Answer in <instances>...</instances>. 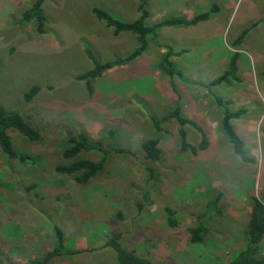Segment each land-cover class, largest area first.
I'll return each mask as SVG.
<instances>
[{
	"label": "rangeland",
	"instance_id": "1",
	"mask_svg": "<svg viewBox=\"0 0 264 264\" xmlns=\"http://www.w3.org/2000/svg\"><path fill=\"white\" fill-rule=\"evenodd\" d=\"M35 1L0 0V103L24 113L41 133L40 140L30 141L10 131L14 146L34 160H10L0 150V264H32L54 250L56 225L63 228L65 247L79 252L44 264H117L114 250L105 247L115 232L123 234L125 247L157 264L227 263L246 242L252 197L264 198L260 24H247L253 27L235 43L245 23L264 16L258 5L262 0H148V24L218 7L196 25L159 31L158 42L174 49L171 59L185 77H176V86L171 85L158 67L164 44L150 38L143 55L107 70L91 82L92 91L86 79L78 78L94 66L86 48L107 62L128 57L137 47L133 33L114 34L92 9L132 21L140 14L138 0H43L45 33L33 21L21 22ZM235 52L240 53L237 77L208 88L205 84L227 69ZM33 85L41 90L26 102L23 95ZM215 95L229 100L233 110L247 109L234 125L253 162L230 158L235 152L222 129ZM177 101L183 114L209 135L210 147L197 155L181 149V129L189 143L201 140L191 125L171 118L161 123V130L154 126L153 119L172 112ZM80 133L110 151L105 171L85 184L76 180L77 174L56 171L58 164L70 162L63 156L66 139ZM149 138L159 140L158 161L146 159L141 151ZM115 146L138 155L116 153ZM81 155L100 158L97 151ZM216 197L218 206H213ZM165 206L177 211L180 225L169 227ZM199 219L209 232L204 244H193L188 227Z\"/></svg>",
	"mask_w": 264,
	"mask_h": 264
},
{
	"label": "trees",
	"instance_id": "2",
	"mask_svg": "<svg viewBox=\"0 0 264 264\" xmlns=\"http://www.w3.org/2000/svg\"><path fill=\"white\" fill-rule=\"evenodd\" d=\"M43 0H36L31 7L26 9L22 15V23L33 21L39 33L46 32L47 16L42 7ZM139 16L132 21H125L114 17L107 10L94 7L92 12L95 16L106 22L110 27L114 28V34L119 35L123 32L133 33L137 40V47L128 57H116L114 60L101 62L95 53L86 48V52L93 60V68L78 76L79 79H86L92 91L91 82L98 77H101L107 70L132 61L141 56L149 47L150 40H154L156 45H163L158 42L157 37L159 31L163 27L175 25H196L204 21L218 11V7L213 5L210 10L199 13L191 18L185 16H169L152 24H148L147 20L150 17L148 9V0H138ZM246 32H243L236 39V45L242 42ZM151 38V39H150ZM166 53L162 56L158 67L166 73L172 85L175 87V78H184L185 74L182 69L178 68L172 61L171 57L175 54L172 47L163 45ZM240 53L235 52L228 64L227 69L218 77L214 78L209 84H205L208 88L219 85L223 82H230L231 79L237 77L238 63ZM200 85H204L199 83ZM41 90V86H31L23 95L26 102H32L34 97ZM216 103L222 110L221 126L228 140L233 146L236 154H239L243 161L253 162L255 158L249 153L244 138L238 133L234 120L241 118L246 112V108L231 109L229 107V100L221 96H214ZM171 118H175L178 123L183 125H191L201 135V140L198 145H193L187 141L186 131L181 129L182 136V151H189L195 155L210 147V138L204 127L195 119L189 118L183 114L182 107L177 101L172 112L163 116L162 118L153 119L156 129L161 130V123ZM10 131H16L29 139L30 141H38L41 138L40 131L32 124L30 119L19 110L7 109L0 103V150L4 155L12 160L19 159L22 161L34 160V157L24 150L18 149L13 144V137ZM112 136L114 131L110 132ZM66 147L63 151L65 159L69 163L58 164L56 171L64 174H71L76 176L79 183L85 184L96 179L101 173L105 171V164L108 160L110 151H107L103 143L99 140L92 139L85 133H80L76 136H68L65 141ZM87 151H97L100 153L99 159L82 157V153ZM116 153L137 156V152L130 148L122 146L113 147ZM141 151L146 159L158 161L161 158L162 150L157 138H149L141 143ZM153 174V172H152ZM219 197H216L213 206H218ZM218 211L219 208H216ZM166 221L169 227H177L181 222L177 218V211L171 206H165ZM57 237V246L54 250L47 252L41 259L32 261V264H44L54 257H59L68 253H78L79 250H72L65 247L63 228L59 225L55 226ZM209 228L202 220L199 219L197 224L188 227L189 239L193 244H204L206 241ZM121 232H115L107 238L105 247H109L116 253L117 264H157L152 258L139 254L136 250L129 249L122 243ZM264 241V198L256 196L252 197V207L248 219L247 238L244 246L237 252V254L225 264H264V255L262 252V245Z\"/></svg>",
	"mask_w": 264,
	"mask_h": 264
},
{
	"label": "crops",
	"instance_id": "3",
	"mask_svg": "<svg viewBox=\"0 0 264 264\" xmlns=\"http://www.w3.org/2000/svg\"><path fill=\"white\" fill-rule=\"evenodd\" d=\"M259 4H261V8H264V0H262V1H259V3H258V5ZM137 6V5H136ZM190 6H191V4H190ZM191 8H192V6H191ZM258 14V13H257ZM188 18H191V17H188ZM209 19V18H208ZM207 20V19H206ZM254 23H256V25H258V24H260L259 26H258V29H259V32H264V16H262V15H259L258 14V16L256 17V19H252L251 21H249L248 23H245V26L241 29V32H243L244 30H248V28H252L253 26H251V25H253ZM247 24H251L250 26L251 27H246V26H249V25H247ZM180 26H182V25H175V26H167V27H163L161 30L163 31V29H170V27H174L176 30H178L179 29V27ZM255 27V26H254ZM263 28V29H262ZM241 34V33H240ZM239 34V35H240ZM239 35L237 36V38L239 37ZM247 35V37H250V36H248V34H246ZM236 38V39H237ZM244 38H246V36H244ZM243 38V39H244ZM164 44V43H163ZM164 45H166V44H164ZM143 55V54H142ZM140 57V56H139ZM138 58V57H137ZM171 85H172V83H171ZM234 122V121H233ZM239 133V132H238ZM240 134V133H239Z\"/></svg>",
	"mask_w": 264,
	"mask_h": 264
},
{
	"label": "clouds",
	"instance_id": "4",
	"mask_svg": "<svg viewBox=\"0 0 264 264\" xmlns=\"http://www.w3.org/2000/svg\"><path fill=\"white\" fill-rule=\"evenodd\" d=\"M229 155H230V158H234L236 160H239L242 158L239 154H236V153H230Z\"/></svg>",
	"mask_w": 264,
	"mask_h": 264
}]
</instances>
